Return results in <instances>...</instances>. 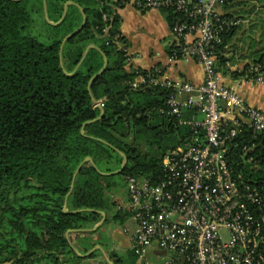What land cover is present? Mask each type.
Wrapping results in <instances>:
<instances>
[{
	"label": "trees",
	"instance_id": "1",
	"mask_svg": "<svg viewBox=\"0 0 264 264\" xmlns=\"http://www.w3.org/2000/svg\"><path fill=\"white\" fill-rule=\"evenodd\" d=\"M67 1L0 0V264H108L99 259L100 249L80 256L75 248L82 254L96 244L108 248L104 224L89 230L102 219L99 211L110 214L104 223L123 222L129 216L117 208L109 180L116 175H157L165 152L189 137L187 128L159 113L169 88L134 89L129 84L136 72L127 69L126 52L113 37L120 34L127 46L120 15L113 14L108 1L73 0L84 8L87 22L62 45L81 25L83 15L72 4L61 23L51 24L44 4L48 19L58 22ZM222 8L224 16L241 21L254 14L249 21L253 29L259 28V35H244L247 45L241 49L249 61L239 73L227 68L234 54H226L239 48L246 29L241 22L224 28L222 42L215 44L218 70L264 79V0H227ZM105 11L112 14L110 36L102 32ZM162 11L171 28L184 20L182 13ZM40 15L45 22L43 39L31 31ZM90 44L97 47L82 60ZM168 53L181 56L175 45ZM104 55L108 65L90 83L103 67ZM92 98L104 99V115L95 121L101 110ZM233 142L239 143L230 148L231 165L264 193V135L244 126ZM244 146L251 150L246 153ZM121 153L127 157L123 170L105 174L120 169ZM87 156L95 166L83 163L74 178ZM66 200L69 212H64ZM109 256L114 264L137 262L132 249L125 256L116 251Z\"/></svg>",
	"mask_w": 264,
	"mask_h": 264
},
{
	"label": "built area",
	"instance_id": "2",
	"mask_svg": "<svg viewBox=\"0 0 264 264\" xmlns=\"http://www.w3.org/2000/svg\"><path fill=\"white\" fill-rule=\"evenodd\" d=\"M101 1H108L113 14L128 2L142 11L182 13L184 20L171 28L174 45L181 55H195L205 73L200 85L164 78L160 68L146 74L136 70L129 82L134 89L169 88L159 113L189 130L188 138L165 152L157 175L125 178L128 197L121 207L135 221L131 249L138 262L149 264V250L156 246L183 253V264H264V193L229 159L231 146L239 143L233 141L244 126L264 135V111L222 82L215 49L222 42L220 32L241 19L220 11L227 0ZM111 19L112 14L103 12L105 36L112 33ZM113 37L127 55L120 34ZM97 102L104 106V99ZM243 150L247 153L251 146ZM180 262L178 255H171L167 264Z\"/></svg>",
	"mask_w": 264,
	"mask_h": 264
},
{
	"label": "crops",
	"instance_id": "3",
	"mask_svg": "<svg viewBox=\"0 0 264 264\" xmlns=\"http://www.w3.org/2000/svg\"><path fill=\"white\" fill-rule=\"evenodd\" d=\"M118 14L120 15L119 29L127 42V69L136 71L137 69L148 70L156 67L162 70L164 78L179 81L187 80L195 85L203 83L205 79L204 69L195 55L185 54L176 58L168 53L169 47L174 45L176 39L164 11L159 9L142 11L128 2L119 7ZM239 44L241 43L239 42ZM241 52L239 61L235 58L236 55L233 56L234 62L232 60L227 61V68L230 70L239 68L237 69L239 73L243 71L249 59L246 57L244 49H241ZM234 53L228 52L226 56H232ZM219 72L224 84L237 89L247 102L264 111V79L250 78L245 73L236 76L229 71ZM113 196L118 203L117 208L121 209L120 206L126 202L128 197V186H125L120 194ZM107 215L110 214H106V218ZM104 222L101 226L104 224L102 230L108 238V248L100 245L108 255L110 251H116L125 256L131 250V236L135 227L134 219L129 214L123 222L113 220L108 223ZM157 250L155 246L151 247L149 252L159 254ZM102 258L105 259L103 254L99 259ZM136 264H140L138 260Z\"/></svg>",
	"mask_w": 264,
	"mask_h": 264
},
{
	"label": "water",
	"instance_id": "4",
	"mask_svg": "<svg viewBox=\"0 0 264 264\" xmlns=\"http://www.w3.org/2000/svg\"><path fill=\"white\" fill-rule=\"evenodd\" d=\"M44 1H45V0H44ZM72 4L77 5L78 8L80 9V11H81V13H82V15H83V21H82L81 25H80L77 29H75L74 31H72L70 34H68V35L64 38L62 45H63V44H64V43H65L70 37H72L74 34H76L79 30H81V29L85 26V24H86V22H87V15L85 14L84 8H83L79 3L74 2L73 0H68V1L64 4V9H63V14H62L61 19H60L58 22H54V21H51V20L48 19V16H47V6H46V3L44 4V5H45L44 8H45L46 19H47L48 22L51 23V24H59V23H61V22L64 20L66 14H67V10H68L69 5H72ZM96 47H97V46H96L95 44H90V45H88V47L86 48V50H85V52H84V56H83L82 60L85 58V56L87 55V53H88V51L90 50V48H96ZM107 65H108V58L106 57V55H104V65H103V67H102V68H101V69H100V70H99V71H98V72L92 77L90 83L92 82V80H94L99 74H101V73L106 69ZM90 83H89V87H90ZM92 101H93V104H94L95 106H97V107L101 110L100 115H99L96 119L92 120V121H95V120H97V119H100V118L104 115L105 110H104L103 107H100V106L98 105V102H97V100H96L95 98H92ZM92 121H87L86 123H89V122H92ZM86 123H84V125H83L82 128H81V132H82L83 134H84V126H85ZM121 154H122V156H123V162H122V165H121L120 169H118V170H116V171H113V172H107V173H105V174H115V173H119V172H121V171L123 170V168L125 167V164L127 163V157H126L123 153H121ZM85 162H90L91 164H93V165L95 166V162H94V160H93V158H92L91 156H87V157H85L84 160L82 161L81 165L77 168V170H76V172H75V174H74V178H75L77 172L80 170V167L82 166V164L85 163ZM64 212H69L68 207H67V200H66L65 203H64ZM99 212H100L101 215H102V219H101L97 224H95V226H94L93 228H91V229H89V230H96V229L99 228V227L101 226V224L104 222V220H105V218H106V214H105L104 211H99ZM72 230H73V229L68 230V233H69L70 231H72ZM95 249H100V250L102 251V254H103L104 258L106 259V261L108 262V264H114V262L110 259V257H109V255H108V253L106 252V250H105L100 244H96L95 247H93V248H92L89 252H87L86 254H82V253H80V252L75 248L76 252H77L78 255H80V256L88 255V254H90L92 251H94ZM157 252H158L159 254H163V255H167V254L178 255V256L181 258V262H180V264H183V263H184L185 256H184V254L181 253V252L173 251V250H165V249H163V250H162V249H158Z\"/></svg>",
	"mask_w": 264,
	"mask_h": 264
},
{
	"label": "rangeland",
	"instance_id": "5",
	"mask_svg": "<svg viewBox=\"0 0 264 264\" xmlns=\"http://www.w3.org/2000/svg\"><path fill=\"white\" fill-rule=\"evenodd\" d=\"M248 2V1H247ZM249 4L250 3H252V2H248ZM257 10L256 11H258V8H256ZM220 11L222 12L223 11V8L221 7L220 8ZM253 17L254 16V14H252V15H249V16H247L248 18L247 19H243L242 21H241V24L243 25V27L245 26V29H246V31L243 33V35H241V39L240 40H238L241 44H239V48L238 47H232V50H233V48H235V50H234V55H236V59L239 61V56H240V54H242V52H241V48L243 47L244 48V46H246L247 44L246 43H244V41H246L245 40V38H243L244 37V35L245 36H249V35H253V36H258L259 35V28H255V29H253L252 27H251V23H250V21H249V19H250V17ZM45 22H44V20H43V18H42V16L40 15L37 19H36V21L33 23V25H32V28H31V31H32V34H34V35H36V36H39L41 39H43L44 38V35H45V24H44ZM243 42V43H242ZM236 60V61H237ZM243 60V59H242ZM242 60H240V61H242ZM237 63H239V62H237ZM240 64V63H239ZM242 67H243V65H242ZM153 68H156V67H153ZM152 69V68H151ZM237 69H239V68H235V70H237ZM240 69H241V67H240ZM137 70H139L140 71V69H137ZM143 70V69H142ZM148 70H150V69H148ZM147 70V71H148ZM142 72V71H141ZM145 143H143V142H141V145L143 146ZM146 145V144H145ZM146 147H148L147 145H146ZM109 183H112V185H111V188H110V191H111V193H112V195H118V194H120L121 193V191H123L124 190V188H125V186H127L126 185V182H125V179L123 178V176H121V175H116V176H114L113 178H111L110 180H109ZM170 258H171V254H167V255H161V254H156V253H153V252H149V255H148V257H147V260H148V262L150 263V264H167V261L168 260H170Z\"/></svg>",
	"mask_w": 264,
	"mask_h": 264
}]
</instances>
